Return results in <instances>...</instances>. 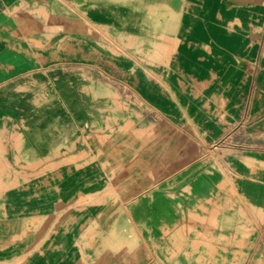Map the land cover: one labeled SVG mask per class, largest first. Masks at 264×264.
<instances>
[{"label":"crops","instance_id":"0c3cea01","mask_svg":"<svg viewBox=\"0 0 264 264\" xmlns=\"http://www.w3.org/2000/svg\"><path fill=\"white\" fill-rule=\"evenodd\" d=\"M0 264H264V0H0Z\"/></svg>","mask_w":264,"mask_h":264},{"label":"rangeland","instance_id":"374dc122","mask_svg":"<svg viewBox=\"0 0 264 264\" xmlns=\"http://www.w3.org/2000/svg\"><path fill=\"white\" fill-rule=\"evenodd\" d=\"M117 100L120 103V108H128V97L125 96L123 93L121 95L117 96ZM136 114V111H134ZM141 114V113H140ZM123 114H113L111 115V117H114L116 120H118V118L121 116L122 117ZM128 123L123 124V125H119L117 124V128H114L113 126H111V131L117 132V131H123L128 127ZM108 126H110V124H108ZM100 129L102 130V127L100 126ZM110 135H104V137L108 138ZM103 136H101V140H102ZM79 142H82L86 145H98L100 147V136L96 137L93 134H88L85 135L83 138H79L78 139ZM56 157V156H55ZM58 160L55 161L54 156L52 157H45L43 159L37 160L34 162L35 166L37 167V171L36 173H40V174H44L46 173L48 170H50L55 164L61 163V162H65V161H70L71 157H65V156H57ZM220 158H216L214 157L213 160H211V163L214 164L216 163V165H219L220 163ZM32 173V172H31ZM240 199V198H239ZM234 198H214V199H207V200H202L200 203L195 204L194 206H192V208H190L189 206L185 207V227L186 229L189 230H194V231H200V237L198 238V240L196 241V243H198L199 246L204 247L205 245H209L210 246V238L211 233L214 231V227L216 226V220H215V215L217 213V211L223 206H228V205H233L234 207H237L236 205H234ZM189 207V208H188ZM239 215L243 214L242 210L239 209ZM247 221L250 223L249 225V230H252V222L253 221L252 218H248ZM230 222V221H229ZM236 227L240 228L241 226V218L240 216L237 218ZM131 232L134 233V235L138 236L140 235V229L137 226L136 227L133 225L131 228ZM210 234V235H209ZM235 236H233L232 238H227L226 242L230 243L231 240H233ZM238 243L242 244V245H249L251 244V242L246 239V234H243L242 236L238 237ZM102 239V237L100 236V240ZM212 239V238H211ZM112 240L110 239V237H106L104 240L103 244H111ZM102 244V240L100 242V246L103 245ZM134 241H130V243H128V245H130V247L134 246ZM200 247V248H201ZM211 248H214V250H212ZM219 247H210L211 250H200V254H210L212 257H214L216 260L223 261L226 262V260L230 259V254H234V259L236 261H238L241 258V254L242 251H230L227 249H222V250H218ZM257 260V259H256ZM258 261V260H257ZM262 261V259L260 260Z\"/></svg>","mask_w":264,"mask_h":264},{"label":"bare ground","instance_id":"6f19581e","mask_svg":"<svg viewBox=\"0 0 264 264\" xmlns=\"http://www.w3.org/2000/svg\"><path fill=\"white\" fill-rule=\"evenodd\" d=\"M148 9V8H147ZM206 31V30H205ZM208 36V35H207ZM182 37V36H181ZM192 43V42H191ZM187 44V43H186ZM189 48V47H188ZM215 48V47H214Z\"/></svg>","mask_w":264,"mask_h":264}]
</instances>
